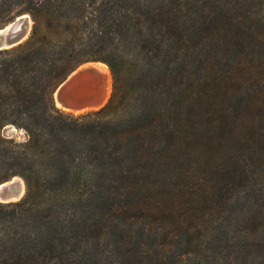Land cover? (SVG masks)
<instances>
[{
	"label": "trees",
	"instance_id": "obj_1",
	"mask_svg": "<svg viewBox=\"0 0 264 264\" xmlns=\"http://www.w3.org/2000/svg\"><path fill=\"white\" fill-rule=\"evenodd\" d=\"M0 264H264V0H0ZM104 64L101 108L56 86Z\"/></svg>",
	"mask_w": 264,
	"mask_h": 264
},
{
	"label": "water",
	"instance_id": "obj_2",
	"mask_svg": "<svg viewBox=\"0 0 264 264\" xmlns=\"http://www.w3.org/2000/svg\"><path fill=\"white\" fill-rule=\"evenodd\" d=\"M30 21L27 15L15 17L10 23L0 28V50L14 47L29 35ZM100 62H87L79 65L56 86L52 93V104L58 110L72 113L82 112L84 109L102 107L105 95V76L99 72ZM104 65V64H102ZM16 130L7 125L0 129V135L10 137ZM18 178V177H13ZM11 178L0 183V203H9L19 200L23 194L24 186Z\"/></svg>",
	"mask_w": 264,
	"mask_h": 264
},
{
	"label": "rangeland",
	"instance_id": "obj_3",
	"mask_svg": "<svg viewBox=\"0 0 264 264\" xmlns=\"http://www.w3.org/2000/svg\"><path fill=\"white\" fill-rule=\"evenodd\" d=\"M21 15H27V14H21ZM28 16V15H27ZM29 18V17H28ZM29 21H30V18H29ZM11 22V21H10ZM9 22V23H10ZM8 24V23H7ZM7 24H5V25H7ZM4 25V26H5ZM2 28V27H1ZM30 29H31V21H30ZM30 29H29V32H30ZM108 74H109V72H108ZM109 83H108V93H107V95H106V100L103 102V104L101 105V106H104V104L106 103V101L108 100V97H109V95H110V92H111V78H110V75H109ZM106 88H107V83H106V79H105V84H104V90L106 91ZM101 108V107H100ZM57 109V108H56ZM97 109H99V108H97ZM97 109H90V110H85V111H82V112H79V113H74V115H77V114H84V113H86V112H90V111H95V110H97ZM58 110V109H57ZM61 111V110H60ZM64 112V111H63ZM72 114V113H71ZM11 126V125H10ZM13 127V126H12ZM3 128V127H2ZM14 129L16 130L15 132H14V134L12 135V136H10V137H4V136H2V135H0V137H2V138H6V139H13V140H15L16 142H22V141H24L25 139H26V134L21 130V129H17V128H15L14 127ZM13 177H18V176H13ZM12 177V178H13ZM19 178V177H18ZM20 179V178H19ZM10 180V179H9ZM21 180V179H20ZM8 181V180H7ZM22 181V180H21ZM24 186V185H23ZM23 195H24V190H23V194L21 195V197L19 198V200H17V201H13V202H9V203H0V204H3V205H7V204H14V203H17V202H19L21 199H22V197H23Z\"/></svg>",
	"mask_w": 264,
	"mask_h": 264
},
{
	"label": "bare ground",
	"instance_id": "obj_4",
	"mask_svg": "<svg viewBox=\"0 0 264 264\" xmlns=\"http://www.w3.org/2000/svg\"><path fill=\"white\" fill-rule=\"evenodd\" d=\"M99 72L100 73H102L104 76H105V79H106V83H107V88H106V91H105V95H104V97H103V101L101 102L102 104H103V102L106 100V95H107V91H108V83H109V74H108V70H107V68H106V66L105 65H102V64H100L99 65ZM94 108H96V107H92V108H88V109H84V111L85 110H90V109H94ZM81 111H83V110H81ZM78 112H80V111H78ZM76 113V112H75ZM13 181H17L18 183H19V188H20V180L18 179V178H13L12 179ZM16 182V183H17ZM21 188L19 189V194L21 193Z\"/></svg>",
	"mask_w": 264,
	"mask_h": 264
}]
</instances>
